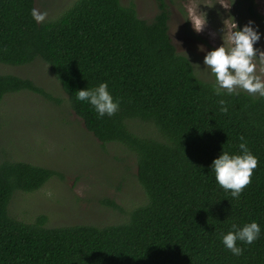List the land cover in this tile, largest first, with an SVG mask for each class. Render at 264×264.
Here are the masks:
<instances>
[{"label":"trees","instance_id":"16d2710c","mask_svg":"<svg viewBox=\"0 0 264 264\" xmlns=\"http://www.w3.org/2000/svg\"><path fill=\"white\" fill-rule=\"evenodd\" d=\"M156 1L151 21L139 17L133 3L75 0L57 18L38 22L29 12L35 0H0V62H47L85 128L102 143L121 142L136 154V180L147 197L122 223L47 226L44 214L25 222L9 214L14 190H36L57 171L3 160L0 264H264V97L244 90L214 94L213 82L177 51L167 1ZM248 11L259 16L251 2ZM101 81L119 108L98 118L75 91ZM21 89L59 101L31 78L0 73V101ZM127 119L154 127L156 136L133 132ZM241 137L257 164L232 197L210 163L222 148L239 153ZM251 220L260 225L259 237L237 241L242 251L233 255L221 234Z\"/></svg>","mask_w":264,"mask_h":264},{"label":"rangeland","instance_id":"374dc122","mask_svg":"<svg viewBox=\"0 0 264 264\" xmlns=\"http://www.w3.org/2000/svg\"><path fill=\"white\" fill-rule=\"evenodd\" d=\"M74 1L35 0V8L46 11L44 20L55 19ZM166 1L171 39L177 51L191 60L200 78L214 82L203 64V56L223 40L228 45L234 23L239 28L252 21L261 33L254 47L264 50V0ZM121 2L133 3L139 17L147 21L159 12L156 0ZM250 2L259 16L248 11ZM221 3L230 5L225 7ZM201 23L197 31L194 26ZM0 73L31 78L59 99L21 89L6 93L0 101V162L22 160L57 171L36 190H14L9 214L25 222L44 214L47 226L76 223L102 226L127 221L130 210L147 201L136 180L137 156L131 148L121 142L102 143L85 128L60 81L42 58L15 65L0 62ZM261 77L264 79V73ZM131 120L134 119H127L126 125L133 132L156 136L154 127ZM109 201L118 207L109 205Z\"/></svg>","mask_w":264,"mask_h":264},{"label":"clouds","instance_id":"9594fccd","mask_svg":"<svg viewBox=\"0 0 264 264\" xmlns=\"http://www.w3.org/2000/svg\"><path fill=\"white\" fill-rule=\"evenodd\" d=\"M222 4V3H221ZM228 7L230 4H222ZM35 21H43L46 11L35 7L29 10ZM199 27L194 28L199 31ZM261 38V33L249 21L237 28L233 24V31L228 37V45L223 43L207 50L203 56V64L214 77L212 89L214 94H232L244 90L249 94L264 97V50L254 44ZM223 39V38H222ZM260 65L259 69L257 66ZM78 101L86 102L94 109L97 117L112 116L119 108V98H113L106 81H101L92 87H83L75 91ZM222 106L225 101H218ZM224 107L221 111H225ZM239 153L222 150L215 156L210 169L214 173L215 181L232 197H239L242 189L250 182L252 171L256 167L257 157L249 150L244 138L238 143ZM260 235V225L256 220H251L237 225L231 224L230 230L222 233L221 243L233 255H239L242 248L237 241L250 244Z\"/></svg>","mask_w":264,"mask_h":264}]
</instances>
